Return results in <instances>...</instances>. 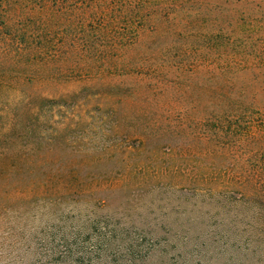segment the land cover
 <instances>
[{
	"label": "trees",
	"instance_id": "1",
	"mask_svg": "<svg viewBox=\"0 0 264 264\" xmlns=\"http://www.w3.org/2000/svg\"><path fill=\"white\" fill-rule=\"evenodd\" d=\"M10 170L19 206L42 199L52 241L88 264H264V0H0ZM109 189L162 200L153 225L59 212Z\"/></svg>",
	"mask_w": 264,
	"mask_h": 264
},
{
	"label": "rangeland",
	"instance_id": "2",
	"mask_svg": "<svg viewBox=\"0 0 264 264\" xmlns=\"http://www.w3.org/2000/svg\"><path fill=\"white\" fill-rule=\"evenodd\" d=\"M11 171L7 175V180L4 181L0 178V264H88L81 261V258L79 260L75 256H69L64 243L52 241L45 231L47 226H45L44 219L47 220L50 215L46 207H42L44 203L42 199L34 198V201L31 199L35 202L33 206H19L18 196L15 195L12 188L13 172ZM66 187L67 183L63 186H52L49 192L45 194L44 191L40 197L45 198V195L51 197L52 193L58 191L59 193L54 195L58 198ZM72 195L75 199L79 196L73 193ZM104 196L106 206L97 207L92 212L89 211L92 199L80 197V200H83L80 201L81 205L87 207L86 209L89 211V213L85 211L87 214L79 215L75 208L66 209V205L62 203L59 204L58 209L59 212L64 211L72 223L94 219L92 222L95 223L97 230L103 231L102 228L106 229L108 227L106 224L110 220H118L121 222L119 225L128 228H131L130 226L139 227L142 224L153 225L150 218L151 210L156 203L162 201L151 200V196L146 193L135 192L129 195L116 189H109ZM85 199H87L86 202ZM106 217L109 218L105 219ZM85 246L88 250H92L91 241L86 242ZM172 259L174 257H169V260ZM95 260L92 264H114L112 261L108 263L105 260ZM149 260H147V264H169L165 261L161 262L160 257L154 258L153 261Z\"/></svg>",
	"mask_w": 264,
	"mask_h": 264
}]
</instances>
